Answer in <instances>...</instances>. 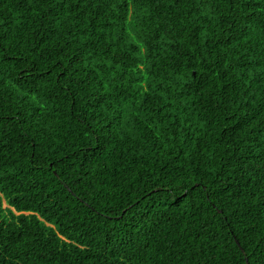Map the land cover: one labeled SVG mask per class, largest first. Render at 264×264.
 Here are the masks:
<instances>
[{"label": "trees", "instance_id": "trees-1", "mask_svg": "<svg viewBox=\"0 0 264 264\" xmlns=\"http://www.w3.org/2000/svg\"><path fill=\"white\" fill-rule=\"evenodd\" d=\"M0 264H264V0H0Z\"/></svg>", "mask_w": 264, "mask_h": 264}]
</instances>
